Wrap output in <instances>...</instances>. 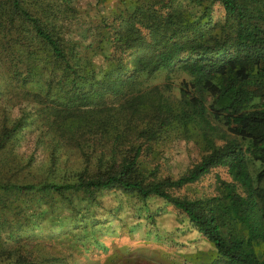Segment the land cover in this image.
<instances>
[{"label": "trees", "instance_id": "trees-1", "mask_svg": "<svg viewBox=\"0 0 264 264\" xmlns=\"http://www.w3.org/2000/svg\"><path fill=\"white\" fill-rule=\"evenodd\" d=\"M38 1L0 0V66L44 99L37 109L53 131V163L62 145L95 150L111 139V151L96 154L95 172L74 170L67 176L73 181L20 185L8 175L15 162L3 149L24 122L0 126V230L9 224L6 212L23 211V204H14L15 193L16 201L24 194L45 202L60 196L79 214L75 196L91 205L89 196L116 188L172 203L215 248L212 264H264L251 247L264 244V0H117L79 41L68 35L67 21L76 19L69 0ZM159 71H181L187 78L176 94L171 81L139 85ZM213 119L229 137L189 172L142 175L144 144L195 121L211 128ZM252 162L262 165L254 176ZM219 166L232 179L223 183L225 209L247 228L244 235L226 233L205 200L173 193ZM22 259L9 264H37Z\"/></svg>", "mask_w": 264, "mask_h": 264}, {"label": "rangeland", "instance_id": "rangeland-1", "mask_svg": "<svg viewBox=\"0 0 264 264\" xmlns=\"http://www.w3.org/2000/svg\"><path fill=\"white\" fill-rule=\"evenodd\" d=\"M69 2L76 12L71 18L76 19L67 21L71 24L68 35L79 41L94 32L101 17L110 15L117 0ZM39 4L41 2L35 0V6ZM129 60L131 65L132 59ZM96 61L101 63L99 57ZM97 70L101 72V66ZM0 72V126H12L19 120L24 122L15 135L17 137L3 149L15 162L9 168L7 166L11 181L20 185L63 183L76 179L67 176L85 166L91 168V173L95 172L96 154L101 150L109 154L111 139L103 149L97 146L93 150L87 144L83 145V151L71 145L58 146L53 163V131L37 109L44 99L37 96L36 87L24 86L15 79L13 82L2 66ZM183 78L187 75L181 71L171 74L159 71L151 78H141L139 85L171 81L176 94ZM228 137L226 127L216 119L211 120V128L201 121L179 129L173 127L150 141V145H143L148 157L144 162L140 161L138 167L146 177L177 178L189 172ZM87 156L91 162L85 164ZM261 167L259 162L249 164L251 175L254 176ZM231 180L227 168L219 166L173 193L205 200L213 207L226 233L244 235L247 228L230 219L225 209L229 199L223 183ZM31 197L24 194L16 201V193L12 196L14 204H23L24 208L20 214L6 212L9 224L0 230V264L14 263L20 256H23L22 260L37 264H212L215 259L213 245L184 213L160 197L152 195L144 199L134 192L116 188L98 191L89 196L93 198L91 205L79 200L83 196H75L74 209L79 214L70 210L63 197L55 196L48 202ZM251 247L264 260V244L254 241Z\"/></svg>", "mask_w": 264, "mask_h": 264}]
</instances>
